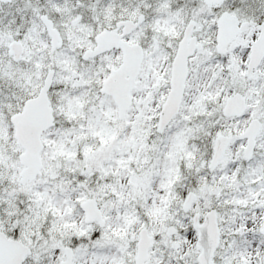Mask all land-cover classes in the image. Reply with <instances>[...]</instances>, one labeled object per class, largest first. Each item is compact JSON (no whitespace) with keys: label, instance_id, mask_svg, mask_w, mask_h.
<instances>
[{"label":"snow or ice","instance_id":"obj_1","mask_svg":"<svg viewBox=\"0 0 264 264\" xmlns=\"http://www.w3.org/2000/svg\"><path fill=\"white\" fill-rule=\"evenodd\" d=\"M0 264H264V0H0Z\"/></svg>","mask_w":264,"mask_h":264}]
</instances>
